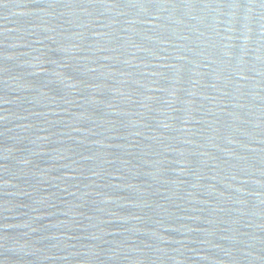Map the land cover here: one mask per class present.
<instances>
[{
  "label": "water",
  "instance_id": "1",
  "mask_svg": "<svg viewBox=\"0 0 264 264\" xmlns=\"http://www.w3.org/2000/svg\"><path fill=\"white\" fill-rule=\"evenodd\" d=\"M0 264H264V0H0Z\"/></svg>",
  "mask_w": 264,
  "mask_h": 264
}]
</instances>
